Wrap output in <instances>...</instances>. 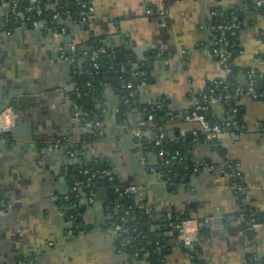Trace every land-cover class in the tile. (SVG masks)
Returning a JSON list of instances; mask_svg holds the SVG:
<instances>
[{
	"label": "crops",
	"instance_id": "obj_1",
	"mask_svg": "<svg viewBox=\"0 0 264 264\" xmlns=\"http://www.w3.org/2000/svg\"><path fill=\"white\" fill-rule=\"evenodd\" d=\"M92 5L85 27L67 19V33L59 35L12 22L7 2L0 0V113L11 110L15 128L7 140L0 137V200L6 204L0 208V264H145L118 248L106 186L98 184L101 198L95 192L93 202H82L75 224L64 197L70 193L71 169L79 168L80 159L73 147H54L56 141L66 146L84 142L87 156L103 162L120 184L135 187L132 198L161 264H193L194 253L201 264L264 261V218L256 220L253 230L243 218L247 208L264 213V98L236 97L242 130L222 132L215 141L203 139L200 124L183 117L199 93L224 75L210 52L211 11H229L232 17L238 46L232 65L241 71L238 79L244 71L264 70V4L92 0ZM147 8L165 14L148 16ZM101 42L116 47V58L122 52L131 61L151 64L152 80L138 85V102L165 107L158 130L165 142L184 147L191 164L204 160L223 173L190 171L167 185L153 171L158 156L145 152L131 131H121L127 125L154 139V124L136 112H122L117 92L107 83L85 85L86 107L100 116L103 134L82 140L91 128L77 115L84 110L76 104L80 92L75 74H82L85 64L81 49ZM254 87L264 91V77ZM116 111L122 113V123L116 122ZM208 111L220 121L231 109L214 101ZM235 164L244 195L233 189L227 173ZM185 217L205 230L195 248L181 244L171 226Z\"/></svg>",
	"mask_w": 264,
	"mask_h": 264
},
{
	"label": "built area",
	"instance_id": "obj_2",
	"mask_svg": "<svg viewBox=\"0 0 264 264\" xmlns=\"http://www.w3.org/2000/svg\"><path fill=\"white\" fill-rule=\"evenodd\" d=\"M8 4L9 16L12 22L17 23L18 25L32 28H43L45 30L52 31L59 35H64L67 33V28L64 25L65 20H71L73 23L80 27H85L88 23L90 15L94 11L92 5V0H73L74 7L71 8L68 0H5ZM258 6L264 4V0H256ZM146 14L148 16H162L165 14L163 10H155L153 8H147ZM211 18L221 17V14L217 10L211 11ZM207 29L210 32L216 33L214 41L211 46V55L216 57L221 64L222 71L224 73L223 77L220 79L213 80L211 86L206 91L199 93L198 97L194 101L192 108L188 109L184 113V119L190 122H198L201 126V136L203 139L208 141H215L220 133L228 130H242V127L239 124L237 118V107L231 109L230 115L228 118L222 119L220 121L210 122L206 115L208 113L209 104L217 101L229 106L230 100L246 96L251 99H262L264 98V91H258L255 89V83L258 78L264 77V70L262 71H244L240 74L238 81L235 83L232 91L228 87V79L231 78V65H232V54L233 52L229 49V41L227 37L233 35L234 29L232 21L226 23H213L212 21L207 24ZM116 47L109 46L105 42H101L98 46L88 47L85 46L81 49V56L85 59L89 65L93 68H99V58L104 55L113 58L116 55ZM158 57L161 56L160 52L156 54ZM137 68V67H136ZM120 72H124V65L120 66ZM136 74V72H135ZM122 82V87L127 89L129 97H133L135 88L131 81H125V78H120ZM88 86V84H87ZM217 86H222V92L215 94V88ZM79 94V92H77ZM125 103L128 102V98L124 99ZM160 107V106H158ZM129 112H136V108L133 107ZM77 115H80V118L85 121L86 125L89 128H93L97 131V134L101 136L103 130L101 129L100 121L96 118V115H91L92 118H89V115L84 114L83 112L77 111ZM13 113L11 110H6L0 113V133L6 134L9 132L10 127L14 123ZM95 118V120H94ZM146 122L152 124L153 115L151 112H148L145 115ZM121 131H131L133 135L139 142V145L142 146V141L145 138L146 134L143 130L138 128H132L127 125H121ZM261 131H264V126L261 127ZM3 140V138H2ZM164 140L163 135H156L154 138V144L159 146L161 141ZM57 149L73 147L78 154L80 159V166L78 173L84 176V180L77 179L75 176L70 174V193L67 194L64 199L67 202V208L73 209V205H69V198L73 195L74 198H77L80 202H93L95 191H90L87 195H82L80 188L81 187H91L95 188L96 182L106 181L108 183L112 182L115 177L108 167L103 168H92L87 167L88 164L93 162V159L87 156L84 152L85 143L84 142H73L67 143L64 145L59 141H56L53 145ZM67 152H70L67 149ZM158 163L154 166L153 171L157 176H162V173L159 171L160 167H172L175 164H183L184 168H189L192 172H197L200 169H208L211 171H217L223 173V170L215 167L213 164H210L207 161H201L198 164H191L187 156L178 150L170 152L164 148H160L157 153ZM98 160H94L96 162ZM228 175L232 180L233 189L242 194L245 192V188L242 181V176L240 170H238L237 165H231L228 168ZM164 182L167 185H173L172 182H169L162 176ZM116 189L120 190V194H127L132 196L135 192L134 186H126L121 184L117 186ZM108 206V203H106ZM5 201L0 200V208L5 207ZM115 208H119V204L115 202ZM130 215L128 210H124L122 215L119 217L117 224L111 223L112 230L114 232L118 248L129 254L133 259L139 257V251L137 249H129L131 247V231L135 229H129L127 226V218ZM130 218V217H129ZM244 218V215H243ZM245 223L249 230H253L256 225V219L253 217V214H250L245 218ZM171 226L177 231L181 239V244L184 246L197 247L200 244L199 238V226L196 219L193 218H182L180 220L173 221ZM141 251V250H140ZM191 259L193 255L191 254ZM250 264H264V261L252 260Z\"/></svg>",
	"mask_w": 264,
	"mask_h": 264
},
{
	"label": "trees",
	"instance_id": "obj_3",
	"mask_svg": "<svg viewBox=\"0 0 264 264\" xmlns=\"http://www.w3.org/2000/svg\"><path fill=\"white\" fill-rule=\"evenodd\" d=\"M68 2L71 5V8L74 7V2L73 0H68ZM218 13L221 14V17H213L212 22L213 23H226L233 20L232 17L228 12H224L221 10H217ZM235 28V27H234ZM236 34L234 33L233 35H229L227 37V40L229 41V49L233 52L232 56L236 52H238V46H237V39H236ZM213 36H216V33H213ZM99 44L95 45H90L89 43L87 44L88 47H95L98 46ZM99 68L95 69L91 65H89L87 62H85L83 69H82V74L76 73L75 74V83L77 87V91L80 92L79 96H76V104L77 106L83 107V113L89 115V118L91 117L90 111L88 109V106L86 107V99L87 93L84 90L85 85H89L94 87L96 84L99 83H107L111 85L115 91L118 94L119 98V108L122 112H128L131 110V108L135 107L136 108V113L140 114L142 117L145 119V115H147L148 112H151L153 115V120L152 123L154 126H152V131L154 132L153 135H159L160 131L158 130L159 127H161L162 120L164 119V109L165 107H158L157 105H145V104H140L138 102V98L136 95V89L138 85L141 82H150L151 79V74L150 70L147 67L146 63H137L135 61H131L129 57L126 55L122 56L121 59H117L116 56L113 58H110L107 55L102 56L99 58ZM135 63L137 64V68H134ZM124 65V72H120V66ZM136 72V74H135ZM241 71L239 68L234 67L231 65V78L228 79V87L233 89L235 83L238 81L237 75ZM123 77L125 78V81H131L134 88L135 92L133 97H129L128 95V90L122 87V82L120 78ZM222 92V86H217L215 88V94H218ZM128 98V102L125 103L124 99ZM236 98L233 100H230L229 103V108L232 109L234 107H237L236 105ZM207 119L210 122H213V118L210 116L209 111L206 115ZM241 114L240 110L237 107V118L240 120ZM98 121H100V116H97L96 118ZM95 120V118H94ZM97 131L91 127L90 131L85 134L84 140L85 142L96 139L97 138ZM0 137L3 138V140H7L9 138V134H1ZM160 148H164L170 152H174L175 150H178L179 152L186 154L184 147L176 142L172 143H167L164 140L161 141V144L159 146L154 144V139L151 138H145L142 141V149L146 151H152L156 155L158 153V150ZM93 162L91 164H88L87 167H92V168H103L106 167V165L99 161L97 158H92ZM94 160H98L94 162ZM78 167L75 168V170L71 169L70 174L75 176L77 179L84 180V176L80 175L78 173ZM159 171L162 173V176L165 177V179L169 182H172L173 185L175 183H178L182 179H184L189 172L191 171L189 168H184L183 164H175L172 167L166 168V167H160ZM100 182H106V181H99L96 182V185ZM121 184L114 179L112 182L108 183L106 182L105 186L107 187V195L105 198V203H108V212L112 216L111 223L117 224L119 221V217L122 215L124 210H128L130 212V215L128 216L127 220V226L129 229H135L134 231H131V247L129 249H137L139 251V257L137 260L140 262H144L145 264H161L160 262V257L158 256L157 249H156V244L154 242V238L150 235V233L147 231V229L144 228V220L145 218L143 217L142 212L140 209L136 206L135 201L133 200L132 196L127 195V194H120V190L116 189L117 186H120ZM94 188L93 186L84 188L81 187L80 191L82 195H87L90 191H93ZM245 192H242V195H244ZM115 202L119 204V208H115ZM69 205H73V209H69V213L74 216L75 219V224H76V219L78 218V212L82 209L84 206L82 202H80L77 198H74L73 195L70 196L69 198ZM250 214H254L253 217L258 220L259 218H264V213H256L253 211V209L247 208L244 214V220L249 216ZM130 217V218H129ZM204 227L201 226L199 227V238H201L204 232ZM141 250V251H140ZM193 264H201L200 260H198L197 253H194V258H193Z\"/></svg>",
	"mask_w": 264,
	"mask_h": 264
},
{
	"label": "water",
	"instance_id": "obj_4",
	"mask_svg": "<svg viewBox=\"0 0 264 264\" xmlns=\"http://www.w3.org/2000/svg\"><path fill=\"white\" fill-rule=\"evenodd\" d=\"M121 58H122V52H118V53H117V59L119 60V59H121ZM132 61H134V58L132 59ZM148 67H149V68L151 67V64H150V63H148ZM87 89H88V88L85 86V87H84V90L86 91ZM113 115H114V118H115L116 122H118V123H122L123 118H122V113H121L120 111H116V112H114ZM14 130H15V128H14V126L12 125V126L10 127V129H9V134L13 133ZM98 184H100L101 186H105L106 182H100V183H98ZM94 191H95V192H98V196H99L100 198L102 197V195H101L100 193L103 191V188H99L98 185H97V186H95ZM200 225H203V224H200ZM201 239H202V237H201Z\"/></svg>",
	"mask_w": 264,
	"mask_h": 264
}]
</instances>
